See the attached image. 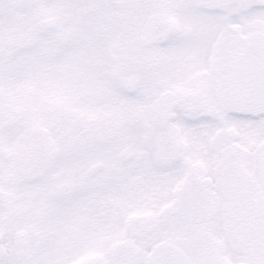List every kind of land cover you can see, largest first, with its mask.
<instances>
[{
    "label": "snow or ice",
    "instance_id": "snow-or-ice-1",
    "mask_svg": "<svg viewBox=\"0 0 264 264\" xmlns=\"http://www.w3.org/2000/svg\"><path fill=\"white\" fill-rule=\"evenodd\" d=\"M0 264H264V0H0Z\"/></svg>",
    "mask_w": 264,
    "mask_h": 264
}]
</instances>
